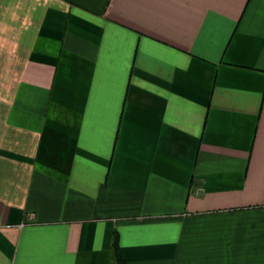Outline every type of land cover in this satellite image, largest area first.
Segmentation results:
<instances>
[{
    "label": "crops",
    "instance_id": "0c3cea01",
    "mask_svg": "<svg viewBox=\"0 0 264 264\" xmlns=\"http://www.w3.org/2000/svg\"><path fill=\"white\" fill-rule=\"evenodd\" d=\"M264 264V0H0V264Z\"/></svg>",
    "mask_w": 264,
    "mask_h": 264
},
{
    "label": "trees",
    "instance_id": "16d2710c",
    "mask_svg": "<svg viewBox=\"0 0 264 264\" xmlns=\"http://www.w3.org/2000/svg\"><path fill=\"white\" fill-rule=\"evenodd\" d=\"M113 247L115 251V257H116L117 264H127V261L120 248L118 235H115L114 237Z\"/></svg>",
    "mask_w": 264,
    "mask_h": 264
}]
</instances>
